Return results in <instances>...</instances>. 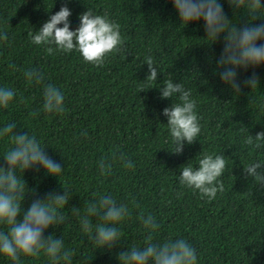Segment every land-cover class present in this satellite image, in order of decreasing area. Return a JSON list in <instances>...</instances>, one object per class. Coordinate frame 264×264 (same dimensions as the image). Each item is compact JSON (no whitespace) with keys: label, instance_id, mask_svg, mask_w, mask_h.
I'll list each match as a JSON object with an SVG mask.
<instances>
[{"label":"trees","instance_id":"obj_1","mask_svg":"<svg viewBox=\"0 0 264 264\" xmlns=\"http://www.w3.org/2000/svg\"><path fill=\"white\" fill-rule=\"evenodd\" d=\"M53 2L0 0V28L7 29L11 39L9 46L0 45V83L14 87L28 102V107H14L0 114V119L6 115L37 133L46 144L45 151L65 167L60 181L42 171L25 173L28 187L42 196L49 190L62 192L67 185L75 192L68 206H79L97 188L120 198L135 196L161 222L159 238H186L197 250L198 264H264V189L241 172V158L243 162L251 151L241 140L243 130L252 135L264 132V115L256 109V100L264 96V66L255 69L259 77L255 92L248 94L250 89L244 88L234 96L222 91L212 74L214 61L209 59L220 45H197L194 36L203 32L192 26L181 33L175 30L178 21L165 0H69L71 28L78 25V13L87 6L107 11L116 20L126 38L124 56L117 53L98 67L83 63L75 52L49 57L31 45L28 36L65 0H55L48 10ZM149 51L163 71L157 79L165 75L182 79L199 101L200 141L186 144L181 154L158 149L164 146L161 123H166L161 112L170 100L160 99L155 87L139 89L147 71L142 57ZM9 61L21 69L41 67L48 81L65 93V112L33 117L31 110L41 104L39 88L27 86L20 72H11ZM84 130L87 137L79 135ZM114 145H122L136 165L135 172L117 169L102 179L94 162L109 156ZM203 151L221 152L228 160L222 177L224 192L212 201L202 200L191 190L178 196L175 174ZM49 231L62 234L61 228ZM65 231L70 246L78 251L88 248L82 237L71 229ZM123 234L127 241L112 252L95 251L89 264H118V250L127 242L143 240L135 219L123 228Z\"/></svg>","mask_w":264,"mask_h":264},{"label":"clouds","instance_id":"obj_2","mask_svg":"<svg viewBox=\"0 0 264 264\" xmlns=\"http://www.w3.org/2000/svg\"><path fill=\"white\" fill-rule=\"evenodd\" d=\"M68 2L65 0L38 28H32L28 36L31 45L42 49L49 57L75 52L83 63L94 67L102 66L117 53L124 56L126 38L107 11L101 13L87 6L78 13V25L71 28L72 10ZM165 2L170 3L175 12L178 21L175 30L181 33L192 26L203 32L201 36H194L199 40L197 45H220L219 52L210 54L209 59L214 61L212 74L222 85V91H230L234 96L241 94L244 88L250 89L248 94L255 92L259 87L255 69L264 66V0ZM54 3L55 0L48 10ZM10 44V33L0 28V45ZM142 63L146 64L147 71L139 89L155 87L160 99L170 100L161 112L166 123H161L165 126L164 146L158 149L181 154L184 146L199 140L202 133L198 98L182 79L165 75L158 80V72L163 71L150 51L143 55ZM7 67L11 72H20L27 86L39 88L41 104L31 110L33 117L40 113L65 112V93L48 81L41 67L33 65L21 69L12 61ZM20 105L28 107L25 97L14 87L0 83V114ZM256 109L264 115V96L256 100ZM79 135L87 137V131ZM241 140L251 149L243 162L240 155L241 172L252 184L264 189V132L252 135L245 128ZM45 147L34 131L6 115L0 119V264H89L95 251L112 252L122 241H127L123 228L133 219L143 240L127 242L118 250L115 253L118 264H198L197 250L186 238L179 235L159 238L161 222L145 211L135 196L120 198L97 188L79 206H68L75 192L67 185L62 186V192L49 190L42 196L29 188L25 180L27 172L42 171L58 181L63 176L65 167L49 155ZM182 165L179 174H175L178 196L191 190L202 200L212 201L218 193L224 192L222 177L228 160L221 152H199ZM94 167L102 179L112 176L117 169L126 173L136 169L122 145H114L109 156L97 158ZM56 228H61L60 236L49 231ZM67 229L82 237L88 248L78 251L70 246Z\"/></svg>","mask_w":264,"mask_h":264}]
</instances>
